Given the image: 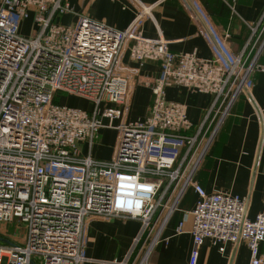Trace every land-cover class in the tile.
Wrapping results in <instances>:
<instances>
[{
    "label": "built area",
    "instance_id": "2783aa9c",
    "mask_svg": "<svg viewBox=\"0 0 264 264\" xmlns=\"http://www.w3.org/2000/svg\"><path fill=\"white\" fill-rule=\"evenodd\" d=\"M124 1L135 17L125 30H115L85 16L73 25L55 24L74 14L66 0H0V225H24L18 242L0 229V264H83L89 218L138 220L140 231L118 264H149L189 187L198 199L176 228L180 233L190 214L188 264H196L205 240L221 245V252L225 244H245L250 264H263L264 211L248 218L243 197L206 193L194 175L238 97L251 88L255 73L264 74L258 63L264 12L256 24L246 23L250 36L237 54L229 46L230 34L215 27L203 5L186 0L212 49L211 58L203 60L171 53L160 34L143 37L145 21L159 30L154 6ZM219 1L236 14L237 0ZM28 19L36 30L23 37L16 29ZM125 51L136 64L160 65L148 84V114L135 121L125 118L135 76L121 64ZM171 87L213 97L200 125L188 121L184 105L166 100ZM60 93L93 108L61 105ZM102 129L116 131L108 160L90 156Z\"/></svg>",
    "mask_w": 264,
    "mask_h": 264
},
{
    "label": "crops",
    "instance_id": "0c3cea01",
    "mask_svg": "<svg viewBox=\"0 0 264 264\" xmlns=\"http://www.w3.org/2000/svg\"><path fill=\"white\" fill-rule=\"evenodd\" d=\"M66 1L74 14L59 18L64 26L73 25L79 16H85L112 29L125 30L135 17L134 10L124 0ZM140 1L146 6H154L152 13L159 29L157 31L152 22L145 21L140 29L143 37L156 39L160 34L173 54H193L203 60L211 58V46L200 34L199 23L185 7L186 0ZM197 1L204 6L215 27L230 34L229 46L237 54L250 36L246 23L256 24L264 12V0H237L235 15L219 0ZM258 63L264 66V50ZM121 64L135 71L125 118L127 121L142 119L148 114L152 100L148 84L158 77L160 65L158 62L136 64L130 60L127 51ZM252 82L251 88L234 103L194 175V182L206 193L221 191L243 197L246 216L250 219L264 211V74L255 73ZM165 98L184 105L187 119L194 126L200 125L213 99L208 94L193 93L182 87L167 88ZM117 123L115 121L114 124ZM111 137V149L100 146L94 149L93 145L90 152L93 159L111 158L116 131L102 129L99 133L100 140ZM80 147L82 154L87 155L86 146L82 144ZM197 199L198 195L192 187L186 189L178 209L162 229L149 264L189 263L193 248L190 214L183 221L180 233L176 232V228L183 219V213L190 211ZM139 231L140 222L136 219L89 218L84 232L83 255L86 261L83 264L120 263L131 250ZM220 247L205 240L199 248L196 264H250V252L245 244H225L222 252ZM259 256L264 264V243L259 245Z\"/></svg>",
    "mask_w": 264,
    "mask_h": 264
},
{
    "label": "rangeland",
    "instance_id": "374dc122",
    "mask_svg": "<svg viewBox=\"0 0 264 264\" xmlns=\"http://www.w3.org/2000/svg\"><path fill=\"white\" fill-rule=\"evenodd\" d=\"M55 24H61L59 18L54 21ZM17 25V24H16ZM17 32L23 37H32L35 33L36 28L32 26V21L30 19L23 21L17 27ZM58 103L64 106H69L81 110H92L93 105L84 99H79L75 96H68L66 94H58L57 96ZM106 143V144H105ZM113 143V137L108 140H100L99 134L98 137L94 140V149L100 146L102 149H111L110 144ZM114 149V148H113ZM94 151V150H93ZM0 229H5L6 235L11 237V235H16L17 242L20 241V238L24 234V225H18L15 222L9 223L8 225L2 224L0 225Z\"/></svg>",
    "mask_w": 264,
    "mask_h": 264
},
{
    "label": "water",
    "instance_id": "95a60500",
    "mask_svg": "<svg viewBox=\"0 0 264 264\" xmlns=\"http://www.w3.org/2000/svg\"><path fill=\"white\" fill-rule=\"evenodd\" d=\"M0 241H2V239L0 238Z\"/></svg>",
    "mask_w": 264,
    "mask_h": 264
},
{
    "label": "trees",
    "instance_id": "16d2710c",
    "mask_svg": "<svg viewBox=\"0 0 264 264\" xmlns=\"http://www.w3.org/2000/svg\"><path fill=\"white\" fill-rule=\"evenodd\" d=\"M204 7V6H203Z\"/></svg>",
    "mask_w": 264,
    "mask_h": 264
}]
</instances>
